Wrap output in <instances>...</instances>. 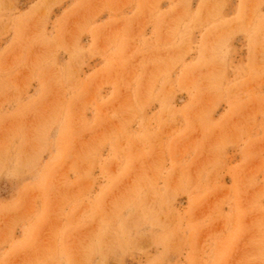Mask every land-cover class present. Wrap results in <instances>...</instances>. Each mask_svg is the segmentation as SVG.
<instances>
[{
  "label": "rangeland",
  "instance_id": "374dc122",
  "mask_svg": "<svg viewBox=\"0 0 264 264\" xmlns=\"http://www.w3.org/2000/svg\"><path fill=\"white\" fill-rule=\"evenodd\" d=\"M0 264H264V0H0Z\"/></svg>",
  "mask_w": 264,
  "mask_h": 264
}]
</instances>
